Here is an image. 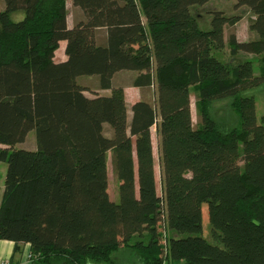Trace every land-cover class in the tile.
<instances>
[{
	"label": "trees",
	"instance_id": "16d2710c",
	"mask_svg": "<svg viewBox=\"0 0 264 264\" xmlns=\"http://www.w3.org/2000/svg\"><path fill=\"white\" fill-rule=\"evenodd\" d=\"M72 1L83 18L69 28L67 0H5V9L0 0V241L16 252L29 245L31 264H264V121L248 94L264 86V0H237L256 16L247 42L226 41L240 19L222 12L210 30L199 27L193 9L212 0ZM20 10L25 18L13 21ZM61 42L67 60L56 62ZM226 48L229 62L216 56ZM242 53L258 57L259 74L253 58L235 62ZM119 72L156 91L131 119L112 83ZM83 76H98L109 94L86 96ZM223 103L239 127L218 117ZM31 131L37 150L17 149ZM205 204L217 244L202 237Z\"/></svg>",
	"mask_w": 264,
	"mask_h": 264
},
{
	"label": "rangeland",
	"instance_id": "374dc122",
	"mask_svg": "<svg viewBox=\"0 0 264 264\" xmlns=\"http://www.w3.org/2000/svg\"><path fill=\"white\" fill-rule=\"evenodd\" d=\"M238 1L237 0H212L208 4L201 6V7H195L193 9V13L198 19L199 27L204 30L208 31L212 28V20L213 15L215 12H222L227 17L233 18L238 17L240 20L235 26L227 25L225 28V37L226 41L229 39V36L231 34H236L237 38H239V41L241 42H247L254 40L257 38V35L250 30V25L253 22V20L256 18L255 14L248 8V7H239L237 6ZM1 7L2 9H5V0H1ZM67 8L69 11L68 21L69 25L71 27H74L76 23L83 18L82 11L74 6L72 0H67ZM25 18V12L22 10L15 12L12 14V20L15 22H19ZM105 31H102L101 35L104 36ZM66 42H61L59 49L56 51V62H64L67 60L66 56ZM216 56L220 58L223 61L229 62L231 60L229 49L226 48L224 51L217 53ZM246 58H253L254 61V67L256 74H259V63H258V57L251 56L248 54L242 53L239 58L235 59V62H238L242 59ZM137 74L133 72H122L119 73L118 76L115 78V82L119 86H123L124 84H132L134 79L136 78ZM79 83L86 87L88 91L86 92V95L90 98H94L99 95H107L109 94L108 91H104L100 89V79L98 76H83L79 78ZM134 91L133 88L127 89L128 94V107H129V114H131V103H133V98L136 96L141 97V100H144L145 98H151L152 103L155 104L156 102V92L154 88H147V89H141L137 90V94L134 96L132 93ZM248 94H252L255 97L256 100V115L258 119V123L261 124L264 121V86L258 89L250 90ZM191 103H192V115H193V122L194 125H198L199 123V115L197 110V94L193 91L191 95ZM229 108H226L225 104H217L216 105V112L218 117L221 120L228 121L230 120L231 123H233V127H239V121L238 118L233 115L231 110ZM104 133L107 137H110L112 135V130L109 125L105 126ZM157 140V138H156ZM17 149H23L28 151H35L37 150V141H36V131H31L25 142L21 144L16 145ZM157 151V150H156ZM157 154V152H156ZM158 156V154H157ZM8 164L3 162L0 165V188H4L5 186V180H6V174H7ZM108 171H109V193L113 201L119 202V194H118V187L119 182L117 179V176L114 172V167L111 164V155H110V161L108 162ZM156 175H157V187L159 192H162V181H161V165L156 166ZM203 232L202 237L207 239L211 244H217V242L213 239L211 235V225L209 222V215H208V206L205 204L203 205ZM159 225H160V231L163 232L165 229V210L162 207L161 209V215L159 217ZM162 243L165 244V237L162 238ZM127 259V257H125ZM122 264H131L128 258V261L123 262Z\"/></svg>",
	"mask_w": 264,
	"mask_h": 264
},
{
	"label": "crops",
	"instance_id": "0c3cea01",
	"mask_svg": "<svg viewBox=\"0 0 264 264\" xmlns=\"http://www.w3.org/2000/svg\"><path fill=\"white\" fill-rule=\"evenodd\" d=\"M68 25H69V21H68ZM69 28H73V27H71L69 25ZM238 40H239V38H238ZM119 73H122V72H119ZM119 73H117L113 77V80H112L113 86H115V87L119 86L115 82V78H116V76L119 75ZM120 87H123L124 90H125L126 100H128L127 99L128 98V94H127V89L128 88H133L134 89V91H132L134 96L137 94L136 93L137 90L147 89V88H137V87L132 86V84L131 85L130 84H124L123 86H120ZM154 90H155V88H154ZM85 95H86V92H85ZM150 99L149 98H145L144 100L148 101V102H152V100H150ZM132 100H133V103H131V107L133 106L134 103H136L138 101H141V97L139 95V96L134 97ZM129 116H130V119H131L132 113L129 114ZM151 132H152V142H153V156H154V163H155V169H156L157 165H161V140H160V137L158 135L157 126L152 127ZM156 138H157V140H156ZM156 152H157L158 156H157ZM110 155H111V164L113 165V159H112L113 158L112 157L113 154H112L111 151H109L108 154H107L108 162L110 161ZM0 189L3 191L4 188L3 189L0 188ZM0 259L1 260H5V261H9L10 264H31V260H30V246L29 245H21V249L18 252H16L15 251V243L14 242L7 241V240H1L0 241Z\"/></svg>",
	"mask_w": 264,
	"mask_h": 264
},
{
	"label": "built area",
	"instance_id": "2783aa9c",
	"mask_svg": "<svg viewBox=\"0 0 264 264\" xmlns=\"http://www.w3.org/2000/svg\"><path fill=\"white\" fill-rule=\"evenodd\" d=\"M30 258H31V255H30ZM0 264H10V262H9V261H5V260H1V259H0Z\"/></svg>",
	"mask_w": 264,
	"mask_h": 264
}]
</instances>
